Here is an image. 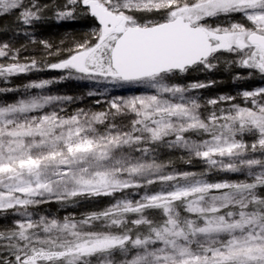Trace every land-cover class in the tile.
Wrapping results in <instances>:
<instances>
[{"label":"snow or ice","instance_id":"1","mask_svg":"<svg viewBox=\"0 0 264 264\" xmlns=\"http://www.w3.org/2000/svg\"><path fill=\"white\" fill-rule=\"evenodd\" d=\"M49 11L58 23L95 24L56 44L32 39L39 59L22 62L21 48L0 42L5 82L63 73L0 104V218L12 217L0 223V264H264V86L203 98L199 90L216 81L178 82L218 69L224 54L226 69L247 71L233 82H264V0H0V16L27 27ZM65 80L143 92L114 96L100 112L45 111L73 100L44 94ZM9 91L17 89L0 88ZM162 146L206 168L178 170L159 159ZM117 194L79 218L37 211Z\"/></svg>","mask_w":264,"mask_h":264},{"label":"rangeland","instance_id":"2","mask_svg":"<svg viewBox=\"0 0 264 264\" xmlns=\"http://www.w3.org/2000/svg\"><path fill=\"white\" fill-rule=\"evenodd\" d=\"M41 3H63L64 0H40ZM1 23H0V40L3 38L8 37V40H18L19 42H29L32 39H38L40 33L45 31L46 29H50V32H53L54 29L56 28H62V29H69V28H74L76 31H87L89 28L93 27L95 22L90 18V17H80L76 21L72 22H67V21H62V22H57L56 19L54 18L53 14L51 11L46 13V19L39 21L35 24L34 27H27L21 25L17 20L15 14H7L0 16L1 18H5ZM239 19V17H236ZM26 33H29L31 35H26ZM232 57L228 54H224L222 57V62L221 65L218 69L210 71V72H201V71H194L191 74H185L180 78L178 82L187 84L192 81H202L207 83L208 79L211 76H213L217 71L220 69H225L226 72L232 71L233 75L236 73H241L242 75H247V71H241L240 68H233L231 70H228L225 68L223 64V60L225 59H231ZM34 79V76H33ZM68 82L72 84H85L87 86H92L94 82L90 81H80V80H67ZM5 82L2 78H0V83ZM231 88L228 91H222V89H218L219 85L217 84L216 86L211 85L207 88H203L199 90V95L203 98H214L218 95L222 94H231V95H236L238 91H241L243 89L251 90L255 87L259 86H264V82H262L258 77L255 79L251 80H243V81H237L233 82L231 79ZM120 91L121 95H126L130 96L133 94H141L143 92V89L140 91H136L135 89L133 90H126V89H117ZM240 101L237 100V103ZM224 105H221L223 107ZM183 151L177 152V150L174 149H168L167 147H160L158 149V156H165V162L168 161L169 159L175 161V167L178 170L182 171H193V172H200L203 171L206 168V165L197 159H194L191 164L185 163L183 160L180 159V157H184L185 159L187 158L186 154H183ZM163 158V157H162ZM212 181L216 180H243L245 177L242 174L239 173H211L209 174L208 177ZM158 187V186H157ZM144 190L141 189L137 192V190H129L128 195L129 198L132 199H139L140 195H143ZM120 198V194H117L115 198L113 197H98L93 200H82L81 202L77 204H69V205H60L59 204V209L55 213H51L48 210H46L47 206L41 205L37 211L39 214L42 215H50V216H55L57 218L62 219L64 216L67 215H73L79 218L82 214L90 211H97L100 209H103L110 204L115 202V199ZM134 218V217H133ZM12 219L11 216L8 217V219H2L0 223H8Z\"/></svg>","mask_w":264,"mask_h":264},{"label":"trees","instance_id":"3","mask_svg":"<svg viewBox=\"0 0 264 264\" xmlns=\"http://www.w3.org/2000/svg\"><path fill=\"white\" fill-rule=\"evenodd\" d=\"M1 18L0 23L6 19ZM54 33L50 39L54 44L59 43L61 39L64 38L66 33H75L80 34L82 31H76L74 28L69 29H54ZM9 38H3L0 42L10 41ZM38 40V39H36ZM16 48H21V60L24 61L25 58L35 56L37 59L40 58L41 47L38 44H32L29 42H22L21 45H14ZM0 62H5L3 58H0ZM241 71H246L241 69ZM194 72V71H193ZM193 72H189L187 74H191ZM63 73L56 70H44V71H32L24 74H19L9 78L7 82H1L0 88H14L17 91H9L0 93V104L3 103H12L16 99L21 98L24 94L23 86L30 83L31 81H36L40 79H58ZM34 76V79H33ZM210 78H212L210 74ZM232 83V82H231ZM104 85L93 84L92 86H87L85 84H72L67 80L58 82L56 84L51 85L48 89L44 90V94H52V95H62V96H71L73 100L65 101L62 103H58L54 106H50L45 111H53L63 109L61 112L64 114H72L79 109H84L86 111L91 112H100L104 111L108 108V104L106 101L110 100L114 96H126L121 95L120 91L117 89H112L110 92H104ZM40 90L33 89L31 92L35 93ZM222 91H228V89H222ZM92 92L93 95H89L88 93ZM99 101V103H97ZM103 130V129H101ZM193 139L197 137L193 136ZM180 150H177L179 152ZM183 154H186L185 152ZM2 218H0V221Z\"/></svg>","mask_w":264,"mask_h":264},{"label":"bare ground","instance_id":"4","mask_svg":"<svg viewBox=\"0 0 264 264\" xmlns=\"http://www.w3.org/2000/svg\"><path fill=\"white\" fill-rule=\"evenodd\" d=\"M50 31H51L50 29H46L45 31L40 33L38 40H41V39L50 40L52 37V34L55 32L54 30L53 32H50ZM11 43L14 46V45H21L22 42H19L18 40H11ZM232 76H233L232 71L226 72L225 69H220L212 76V78H209L208 81H216L214 86L218 84L219 85L218 89H228L229 90L231 88ZM159 159L165 161L166 157L163 155V156H160ZM46 206H47L46 210H48L51 213H55L59 209V204L55 202L46 204Z\"/></svg>","mask_w":264,"mask_h":264}]
</instances>
